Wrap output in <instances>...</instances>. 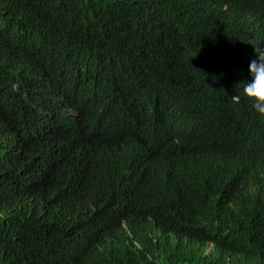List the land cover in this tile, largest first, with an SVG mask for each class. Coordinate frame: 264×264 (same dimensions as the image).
Returning <instances> with one entry per match:
<instances>
[{
    "label": "trees",
    "instance_id": "16d2710c",
    "mask_svg": "<svg viewBox=\"0 0 264 264\" xmlns=\"http://www.w3.org/2000/svg\"><path fill=\"white\" fill-rule=\"evenodd\" d=\"M254 24L204 0H0V264H264V227L237 200L248 177L228 162L126 195L123 175L92 171L89 157L53 173L36 150L77 89L105 110L146 100L155 130L165 117L208 130V114L222 149L228 114L264 130L246 99H229ZM207 94L224 96L208 113Z\"/></svg>",
    "mask_w": 264,
    "mask_h": 264
},
{
    "label": "clouds",
    "instance_id": "9594fccd",
    "mask_svg": "<svg viewBox=\"0 0 264 264\" xmlns=\"http://www.w3.org/2000/svg\"><path fill=\"white\" fill-rule=\"evenodd\" d=\"M204 3L217 5L218 13L224 14L228 22L254 14L255 24L246 41L247 74L230 90L229 99L233 102L246 99L257 117L264 120V0L250 3L253 10L239 6L235 0H204ZM216 95L219 97L210 99ZM222 97L207 94L199 99L208 113L214 102L224 101ZM65 103L66 115L53 129L40 132L45 141L53 137L45 143L46 147L36 149L41 154L37 157L46 159L51 172L66 169L69 161L78 166L89 157L87 166L92 171H107L111 175L103 176L108 178L122 174L123 192L132 195L143 187L163 186L165 182L174 186L187 174L195 179L218 175L228 162L248 177L247 188L237 200L251 213L255 229L264 227L263 129L239 130L227 113L231 126L221 127L232 145L222 149L213 139L215 127L208 114L209 131L190 119L181 118L184 125L173 117H165L159 130H155L154 109L146 100L128 105L121 96L105 110L93 91L85 97L84 91L77 89ZM47 157L59 158V162L53 164ZM214 217H218L217 211Z\"/></svg>",
    "mask_w": 264,
    "mask_h": 264
},
{
    "label": "rangeland",
    "instance_id": "374dc122",
    "mask_svg": "<svg viewBox=\"0 0 264 264\" xmlns=\"http://www.w3.org/2000/svg\"><path fill=\"white\" fill-rule=\"evenodd\" d=\"M211 248V247H210ZM210 248H208V250L207 251H210Z\"/></svg>",
    "mask_w": 264,
    "mask_h": 264
}]
</instances>
